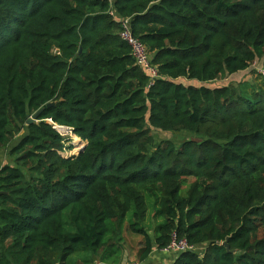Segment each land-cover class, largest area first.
<instances>
[{
	"label": "trees",
	"instance_id": "16d2710c",
	"mask_svg": "<svg viewBox=\"0 0 264 264\" xmlns=\"http://www.w3.org/2000/svg\"><path fill=\"white\" fill-rule=\"evenodd\" d=\"M262 59L264 0H0V264H264V77L210 86Z\"/></svg>",
	"mask_w": 264,
	"mask_h": 264
},
{
	"label": "rangeland",
	"instance_id": "374dc122",
	"mask_svg": "<svg viewBox=\"0 0 264 264\" xmlns=\"http://www.w3.org/2000/svg\"><path fill=\"white\" fill-rule=\"evenodd\" d=\"M264 67V59L257 61L250 70L242 72L238 75L234 76H223L222 78L218 79L215 83L210 84V86H235L238 88V90H243L245 84H248L250 86H257L262 83L263 78L258 74L257 69ZM59 132L66 137V139H69V144L76 145L75 153L81 148V142L77 143V140L75 137L69 132L67 133L66 130H59ZM156 138L158 140L161 139H172L175 140L176 137L171 135L170 133H164V132H156ZM9 149H2L0 152V164L1 165H16L15 158L8 156ZM73 152H66V155H72ZM148 202V215L147 220L145 222V229L147 230V233L151 236V238L154 240V231L155 227L158 224L157 219L154 217V199L153 198H147ZM132 218V215L128 216V220ZM122 238L124 239L123 242H121V251L119 255V260L121 261V264H166V262H169V259L174 258V253H163L162 251L158 250L156 247L154 249V253L150 256V258L143 262H138V252L143 246L142 238H138L137 236L127 233V231L124 232ZM100 260L97 258L96 263L98 264Z\"/></svg>",
	"mask_w": 264,
	"mask_h": 264
},
{
	"label": "built area",
	"instance_id": "2783aa9c",
	"mask_svg": "<svg viewBox=\"0 0 264 264\" xmlns=\"http://www.w3.org/2000/svg\"><path fill=\"white\" fill-rule=\"evenodd\" d=\"M111 1V0H109ZM122 32L121 39L125 41L132 50V54L135 58L136 64L139 65L144 71H146L152 78L157 77V70L152 65L151 56L147 46L136 39L133 36L130 21L128 19L121 20ZM257 72L260 76L264 77V67L258 68ZM71 133V132H70ZM193 246H189L185 240H177V237L174 235L173 240L169 247L165 250L166 252H185L188 250H194Z\"/></svg>",
	"mask_w": 264,
	"mask_h": 264
},
{
	"label": "water",
	"instance_id": "95a60500",
	"mask_svg": "<svg viewBox=\"0 0 264 264\" xmlns=\"http://www.w3.org/2000/svg\"><path fill=\"white\" fill-rule=\"evenodd\" d=\"M49 106H51V104ZM41 113H42V110L38 111L36 114H34L32 117H30L27 121V125H31V124L37 122ZM61 128H63V127H61ZM65 129H66L67 133H69V132L72 133V131L70 129H68V128H65ZM225 246L229 249L228 244H225Z\"/></svg>",
	"mask_w": 264,
	"mask_h": 264
},
{
	"label": "crops",
	"instance_id": "0c3cea01",
	"mask_svg": "<svg viewBox=\"0 0 264 264\" xmlns=\"http://www.w3.org/2000/svg\"><path fill=\"white\" fill-rule=\"evenodd\" d=\"M168 261H169V262H166V264H171V263L174 261V258H173V259L171 258V259H169Z\"/></svg>",
	"mask_w": 264,
	"mask_h": 264
},
{
	"label": "bare ground",
	"instance_id": "6f19581e",
	"mask_svg": "<svg viewBox=\"0 0 264 264\" xmlns=\"http://www.w3.org/2000/svg\"><path fill=\"white\" fill-rule=\"evenodd\" d=\"M63 130H66L65 128H61ZM67 132V131H66ZM75 137V136H74ZM75 139L77 140V142L79 141V139L77 137H75Z\"/></svg>",
	"mask_w": 264,
	"mask_h": 264
}]
</instances>
